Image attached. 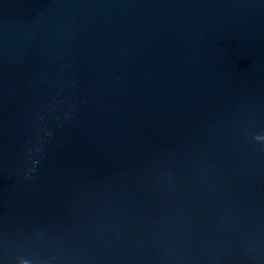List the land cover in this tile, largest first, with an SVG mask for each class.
Instances as JSON below:
<instances>
[{
	"label": "water",
	"instance_id": "95a60500",
	"mask_svg": "<svg viewBox=\"0 0 264 264\" xmlns=\"http://www.w3.org/2000/svg\"><path fill=\"white\" fill-rule=\"evenodd\" d=\"M0 264H264V0H0Z\"/></svg>",
	"mask_w": 264,
	"mask_h": 264
}]
</instances>
